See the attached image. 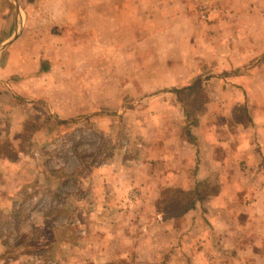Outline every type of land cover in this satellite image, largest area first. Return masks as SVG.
<instances>
[{
    "label": "rangeland",
    "instance_id": "obj_1",
    "mask_svg": "<svg viewBox=\"0 0 264 264\" xmlns=\"http://www.w3.org/2000/svg\"><path fill=\"white\" fill-rule=\"evenodd\" d=\"M15 1L0 0V44L15 41L0 66L16 57L23 74L22 97L0 86V264H168L174 229L146 228L147 200L170 219L160 201L198 193L142 187L162 186L191 126L233 99L222 83L257 89L264 0H103L101 17L94 0H17L18 18ZM66 4L90 13L85 32ZM246 118L242 104L230 122Z\"/></svg>",
    "mask_w": 264,
    "mask_h": 264
},
{
    "label": "crops",
    "instance_id": "obj_2",
    "mask_svg": "<svg viewBox=\"0 0 264 264\" xmlns=\"http://www.w3.org/2000/svg\"><path fill=\"white\" fill-rule=\"evenodd\" d=\"M94 2L98 7L95 12H100L101 17L103 0ZM67 6L66 16L62 15L66 24L74 25L80 31V27L84 28L85 32L89 28L85 23L90 13L69 10ZM116 10L119 11L117 5ZM257 30L258 33L264 32L263 28ZM6 39H2L1 44ZM215 41L220 44L219 36ZM3 52H0V61ZM15 58L11 56L4 66H0V86L6 83L11 88L8 91L22 97L23 74L11 69ZM44 58L38 56L35 59L37 76L49 70L42 71ZM209 80L223 82L218 75ZM254 81V87H258L253 93L248 88L242 90L238 85L233 88L228 82L222 83L221 94L233 99L226 107H207L206 112L210 116H201L191 126L193 139L186 140L189 144L187 155H183L184 159L179 155L181 159L171 166L173 170H161L159 178L161 181L165 179L162 186L156 189L150 185L146 188V184L142 187L148 195L162 193L165 184L176 191L187 193L195 190L198 193L194 208L170 219H165L157 211L154 200H147L148 208L156 217L152 221L151 211H148L149 215L145 214L148 217L146 228H150V222L157 223L167 235H171V229H174V260L168 261V264H198V261L217 264L218 259L224 260L223 264H264V78L258 77ZM259 87L263 88L262 94ZM216 93L220 94L219 91ZM242 104L246 120L230 122L236 107L241 109ZM220 115H226V118L219 119ZM173 152L168 159L175 157ZM146 176L152 178L149 174ZM185 178L189 183L191 180L193 186L187 187ZM207 188L210 190L207 191ZM158 198L160 195L154 197ZM145 239L150 241L149 236Z\"/></svg>",
    "mask_w": 264,
    "mask_h": 264
},
{
    "label": "trees",
    "instance_id": "obj_3",
    "mask_svg": "<svg viewBox=\"0 0 264 264\" xmlns=\"http://www.w3.org/2000/svg\"><path fill=\"white\" fill-rule=\"evenodd\" d=\"M46 70H48V67L43 64L42 71ZM196 201V198L185 200L183 198L174 197V199L170 201H160V204L158 203V205H160V209H162L166 218H168V216L180 217L186 212H188L190 209L194 208Z\"/></svg>",
    "mask_w": 264,
    "mask_h": 264
},
{
    "label": "water",
    "instance_id": "obj_4",
    "mask_svg": "<svg viewBox=\"0 0 264 264\" xmlns=\"http://www.w3.org/2000/svg\"><path fill=\"white\" fill-rule=\"evenodd\" d=\"M17 2L18 1L16 0L15 1V6L17 5V12H16V14H17V18H18V17H20V7H18L19 5H18ZM17 25H18V22L16 24V27H17ZM16 29H15L14 36L13 37H16ZM9 44H10V42H8V43L5 42V43L1 44L0 45V51H3V49H5Z\"/></svg>",
    "mask_w": 264,
    "mask_h": 264
}]
</instances>
